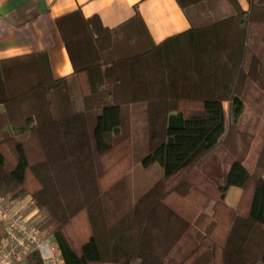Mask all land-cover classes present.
Returning a JSON list of instances; mask_svg holds the SVG:
<instances>
[{
    "label": "trees",
    "instance_id": "1",
    "mask_svg": "<svg viewBox=\"0 0 264 264\" xmlns=\"http://www.w3.org/2000/svg\"><path fill=\"white\" fill-rule=\"evenodd\" d=\"M175 1L190 27L157 43L143 24L57 16L61 77L44 51L0 57V195H31L65 264H264V137L244 165L264 119V0ZM137 162L161 175L133 200Z\"/></svg>",
    "mask_w": 264,
    "mask_h": 264
},
{
    "label": "crops",
    "instance_id": "2",
    "mask_svg": "<svg viewBox=\"0 0 264 264\" xmlns=\"http://www.w3.org/2000/svg\"><path fill=\"white\" fill-rule=\"evenodd\" d=\"M239 2L247 8L246 0ZM75 9L85 17L97 15L108 28L124 23L143 24L155 43L190 27L188 17L175 0H0V57L44 51L55 77L71 73L73 68L55 18ZM161 106L166 122L165 102ZM244 165L251 169L245 162ZM200 185L211 189L215 183L202 180ZM239 195V187H229L226 203L234 207Z\"/></svg>",
    "mask_w": 264,
    "mask_h": 264
},
{
    "label": "built area",
    "instance_id": "3",
    "mask_svg": "<svg viewBox=\"0 0 264 264\" xmlns=\"http://www.w3.org/2000/svg\"><path fill=\"white\" fill-rule=\"evenodd\" d=\"M30 200L10 201L0 195V264H28L27 256L35 251L41 264H65L57 242L45 234L26 213Z\"/></svg>",
    "mask_w": 264,
    "mask_h": 264
},
{
    "label": "rangeland",
    "instance_id": "4",
    "mask_svg": "<svg viewBox=\"0 0 264 264\" xmlns=\"http://www.w3.org/2000/svg\"><path fill=\"white\" fill-rule=\"evenodd\" d=\"M225 108H227V102H224ZM162 106L160 105V114H159V120L157 122L152 121L151 122V127L152 131H162V129L165 127V122L163 115H161V108ZM252 108V107H251ZM247 108V112L245 113V118H253L255 115V109ZM254 136L251 139L250 147L247 153V156L244 160V162L249 165L251 168L253 167V164L255 162V159L257 157L259 148L261 146V143L263 141L264 137V119H261L258 123V125L255 127L253 130ZM210 174L209 175H215L217 174V170L213 168V166H210L209 168ZM161 175V169L158 164L154 163L150 165L149 167H143L140 163H136L132 169L128 172V183L130 185V194L132 196V199H136V197L141 194L145 189H147L159 176ZM198 179V178H197ZM200 180V179H198ZM8 198L10 201H17V200H23V199H29L30 203L29 206L26 208L25 212L32 214L30 221L31 223H37L41 218L42 215L40 211L32 205V197L30 194H27L26 196L23 197H16V198ZM42 230V229H41ZM45 234L50 235L48 232L45 230H42ZM109 231V228L106 230ZM107 232H104L106 234ZM125 235L129 237V239L132 238V235H128L125 232ZM105 240V239H104ZM160 240V234L159 232L155 233L153 232L152 234V249L153 251H157L159 249L158 242ZM125 241V240H124ZM103 264H116L114 262H109V261H104Z\"/></svg>",
    "mask_w": 264,
    "mask_h": 264
}]
</instances>
